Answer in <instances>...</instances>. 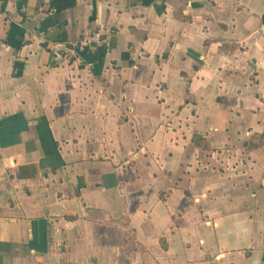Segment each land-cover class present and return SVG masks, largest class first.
Instances as JSON below:
<instances>
[{
	"label": "crops",
	"instance_id": "obj_1",
	"mask_svg": "<svg viewBox=\"0 0 264 264\" xmlns=\"http://www.w3.org/2000/svg\"><path fill=\"white\" fill-rule=\"evenodd\" d=\"M0 264H264V0H0Z\"/></svg>",
	"mask_w": 264,
	"mask_h": 264
},
{
	"label": "trees",
	"instance_id": "obj_2",
	"mask_svg": "<svg viewBox=\"0 0 264 264\" xmlns=\"http://www.w3.org/2000/svg\"><path fill=\"white\" fill-rule=\"evenodd\" d=\"M43 123L45 125H47L48 123L46 122V120L43 119ZM47 137L48 139H51L52 140V137L50 135V131H49V128H47ZM53 141V140H52ZM53 145H54V148H53V151L54 152H57L56 149H57V143L55 141H53ZM82 166V163L80 161H77V162H72V163H63L62 164V168L63 170L67 173V175L69 176V178L72 180V174L76 173L77 170H79Z\"/></svg>",
	"mask_w": 264,
	"mask_h": 264
}]
</instances>
